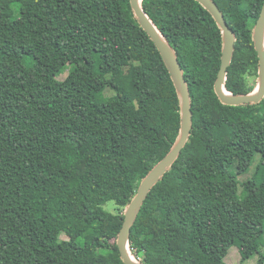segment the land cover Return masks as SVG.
Returning a JSON list of instances; mask_svg holds the SVG:
<instances>
[{
	"label": "trees",
	"instance_id": "1",
	"mask_svg": "<svg viewBox=\"0 0 264 264\" xmlns=\"http://www.w3.org/2000/svg\"><path fill=\"white\" fill-rule=\"evenodd\" d=\"M214 1L235 34L225 86L248 93L263 0ZM141 4L177 55L192 129L144 200L130 249L145 264H227L236 245L243 263L264 244V97L219 101L221 33L196 0ZM179 123L170 74L129 0H0V264H124L123 210Z\"/></svg>",
	"mask_w": 264,
	"mask_h": 264
},
{
	"label": "water",
	"instance_id": "2",
	"mask_svg": "<svg viewBox=\"0 0 264 264\" xmlns=\"http://www.w3.org/2000/svg\"><path fill=\"white\" fill-rule=\"evenodd\" d=\"M212 16L221 33L220 65L213 89L219 101L225 105H243L258 103L264 97V0L259 15L253 25L251 38L257 55V77L253 89L248 93H233L225 86L227 69L231 64L235 34L228 26L222 11L214 0H196ZM133 15L140 27L155 44L161 58L170 74L176 90L179 104V130L168 152L140 180L133 196L123 210L121 227L117 233L116 245L120 259L124 264H145L138 259L130 249V232L137 215L152 187L172 167L185 146L192 129L191 97L188 84L174 49L163 33L149 18L142 8V0H129ZM131 251V252H130Z\"/></svg>",
	"mask_w": 264,
	"mask_h": 264
},
{
	"label": "rangeland",
	"instance_id": "3",
	"mask_svg": "<svg viewBox=\"0 0 264 264\" xmlns=\"http://www.w3.org/2000/svg\"><path fill=\"white\" fill-rule=\"evenodd\" d=\"M63 69L64 70L61 71L59 78H64L67 75L69 66L67 65ZM111 94H113V91H110V90L104 91V96H109ZM258 156L259 155L255 156L254 161L252 162L250 166L249 172L238 176L239 181H243L244 179H246L248 176L251 175V173L253 172L252 171L253 167L255 163L257 162ZM103 208L106 211L110 212L111 214L118 213L117 205L113 200H109L106 203H104ZM67 238H68V229L62 230L59 235V240L67 239ZM79 242H82V239H80ZM260 255H264V244L263 243L260 244L259 250L257 252H255L248 259H246L243 263H241L240 262L241 256H240L238 247L236 245H233L228 249L227 254L224 257V260L227 264H256Z\"/></svg>",
	"mask_w": 264,
	"mask_h": 264
},
{
	"label": "bare ground",
	"instance_id": "4",
	"mask_svg": "<svg viewBox=\"0 0 264 264\" xmlns=\"http://www.w3.org/2000/svg\"><path fill=\"white\" fill-rule=\"evenodd\" d=\"M131 252V251H130ZM131 254L133 255V253L131 252Z\"/></svg>",
	"mask_w": 264,
	"mask_h": 264
}]
</instances>
